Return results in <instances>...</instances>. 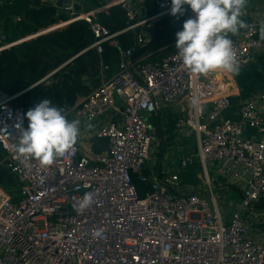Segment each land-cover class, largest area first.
<instances>
[{"label": "built area", "instance_id": "2783aa9c", "mask_svg": "<svg viewBox=\"0 0 264 264\" xmlns=\"http://www.w3.org/2000/svg\"><path fill=\"white\" fill-rule=\"evenodd\" d=\"M86 1L67 0L59 11L68 20L39 34L15 42L0 35V53L78 21L89 26L95 41L88 50L98 55L105 44L119 49L117 37L127 32L138 31L136 45L144 47L150 40L144 28L171 8V0H156L158 13L142 18L130 0H114L104 8L76 11L74 6ZM112 6L124 9L128 21L115 34L97 20ZM261 27L251 23L229 34L240 69L264 52ZM146 58L134 61L130 49L121 52L110 77L108 67L100 65L99 84L65 113L83 127H93L92 138L107 140L108 150L85 155L76 142L49 166L14 151L17 126L26 129L28 121L10 105L18 95L0 90V148L20 184L15 202L0 186V264H264V243L247 236L241 217L264 200V117L252 101L240 104L235 119L224 117L233 109L226 81L214 79L213 72L191 74L176 48L160 61L143 62ZM193 95L200 98V111L190 107ZM165 106L180 110L174 128L193 137L196 148L182 155L174 170L149 173L150 155L161 142L147 118ZM196 163L205 174L207 196L180 194V173ZM211 164L232 170L241 191L227 222L206 175ZM137 184L146 187L142 195ZM86 193L92 202L81 211Z\"/></svg>", "mask_w": 264, "mask_h": 264}, {"label": "trees", "instance_id": "16d2710c", "mask_svg": "<svg viewBox=\"0 0 264 264\" xmlns=\"http://www.w3.org/2000/svg\"><path fill=\"white\" fill-rule=\"evenodd\" d=\"M155 2L143 0L142 18H150L158 13ZM109 3L110 0H87L84 7L90 5L86 9H99ZM184 7V16L173 17L169 14L158 21L153 38L144 47L136 45L138 31L127 32L117 37L119 49L105 44L103 53L98 55L95 50H88L95 39L83 21L18 44L0 53V90L9 96L18 95L10 105L24 114L44 99L62 108L65 114L99 84L100 65L108 67L109 76L116 73L121 52L130 49L134 61L146 56L143 62L160 61L173 53L176 33L182 30L185 20L192 18L190 9ZM67 20L68 17L61 15L59 9L34 2L20 24L9 25L11 31L7 41L15 42L39 34ZM97 20L110 34L124 30L128 24L126 12L120 6H112L99 13ZM185 142L192 143L193 138ZM107 150V140H92L94 154ZM4 159L5 153L0 148V186L15 202L20 184L5 166ZM137 188L142 195L146 187L137 184Z\"/></svg>", "mask_w": 264, "mask_h": 264}, {"label": "crops", "instance_id": "0c3cea01", "mask_svg": "<svg viewBox=\"0 0 264 264\" xmlns=\"http://www.w3.org/2000/svg\"><path fill=\"white\" fill-rule=\"evenodd\" d=\"M112 1L114 0H110L109 4ZM34 2L59 9L67 0H0V35L9 37V25L20 24L25 13L33 7ZM142 2L143 0L129 1L132 9L141 16ZM87 6L89 8L90 5ZM86 7L82 4L74 6L76 11L85 10ZM241 19L247 25L251 23L264 25V2L246 0ZM108 71L106 75L110 77ZM211 76L214 79H224L229 86V95L232 98L233 109L226 112L224 117L235 119V110L245 101H252L264 117V52L257 53L253 61L242 67L238 74L222 75L213 72ZM179 116L180 110L177 107L165 106L157 115L152 117L154 119V127L150 131L158 137L160 142H162V146L165 145L167 149L163 150V154L159 150L152 151V155L155 157L152 160L150 158L148 163L147 168L149 169V173L152 171L162 173L174 170L182 155L192 153L195 150L194 138L181 136L174 128L175 119ZM67 119L72 120L68 116ZM92 133L93 127H83L80 124V134L77 143L85 155L93 154L92 140L94 138H92ZM189 138H193L192 145L185 142ZM206 175L212 181V190L215 193L217 204L218 200L221 202L222 209L225 207V200L233 201L231 208H234L240 202L241 191L234 182L232 170L221 171L218 165L211 164L206 170ZM189 177H191L193 183L186 182L189 181ZM205 183V174L202 172L201 166L196 163L194 166L180 173L177 191L180 194L199 193L207 196L208 191ZM221 215L224 221L227 222L230 217L227 211L223 210ZM241 217L247 228V236L253 241L264 243V200L255 203L251 209L243 211Z\"/></svg>", "mask_w": 264, "mask_h": 264}, {"label": "clouds", "instance_id": "9594fccd", "mask_svg": "<svg viewBox=\"0 0 264 264\" xmlns=\"http://www.w3.org/2000/svg\"><path fill=\"white\" fill-rule=\"evenodd\" d=\"M245 4L246 0H171V16H184L185 5L194 16L185 20L182 30L176 33L175 48L187 71L197 76L218 70L239 73L240 65L229 34L248 27L241 19ZM260 34L264 38V25ZM189 104L200 111L198 95H193ZM25 118L28 126L26 129L17 126L20 135L13 145L14 151L24 159H37L42 166L53 164L56 158L71 150L80 134L79 120L69 121L64 110L48 99L28 110ZM91 202V193H86L80 210Z\"/></svg>", "mask_w": 264, "mask_h": 264}, {"label": "rangeland", "instance_id": "374dc122", "mask_svg": "<svg viewBox=\"0 0 264 264\" xmlns=\"http://www.w3.org/2000/svg\"><path fill=\"white\" fill-rule=\"evenodd\" d=\"M236 95H237V93H236ZM232 99V98H231ZM190 139V138H189ZM192 140V139H191ZM189 144H193V143H189ZM164 148V149H163ZM167 148H166V146L165 145H161L160 146V148H159V152L161 153V154H163V150H166ZM155 156H153V155H150V158H151V160L154 158ZM198 174V173H197ZM186 182H192L193 183V181H192V179H191V177H189V181H186ZM232 203H233V201H230V200H225V207H224V209H222V207H221V202L218 200V206H219V209H220V213H223V210H225V212L227 211V213H228V215H230L233 211H234V208H231V205H232Z\"/></svg>", "mask_w": 264, "mask_h": 264}, {"label": "water", "instance_id": "95a60500", "mask_svg": "<svg viewBox=\"0 0 264 264\" xmlns=\"http://www.w3.org/2000/svg\"><path fill=\"white\" fill-rule=\"evenodd\" d=\"M156 24H157V22L156 23H153L152 26H150V27L144 28V32H145V34L147 35V37L149 39H152L153 38V35H154V27H155ZM39 36H41V35H39ZM147 122L149 124V129L151 130L154 127V119L152 117H148L147 118Z\"/></svg>", "mask_w": 264, "mask_h": 264}]
</instances>
